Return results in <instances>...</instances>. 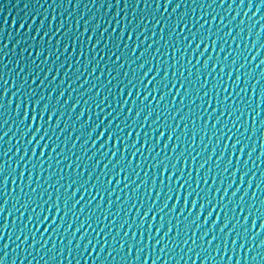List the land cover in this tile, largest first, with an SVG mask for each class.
Segmentation results:
<instances>
[{
    "label": "water",
    "instance_id": "obj_1",
    "mask_svg": "<svg viewBox=\"0 0 264 264\" xmlns=\"http://www.w3.org/2000/svg\"><path fill=\"white\" fill-rule=\"evenodd\" d=\"M0 264H264V0H0Z\"/></svg>",
    "mask_w": 264,
    "mask_h": 264
}]
</instances>
